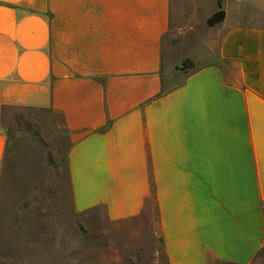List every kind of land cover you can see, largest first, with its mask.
Segmentation results:
<instances>
[{"label": "crops", "instance_id": "crops-1", "mask_svg": "<svg viewBox=\"0 0 264 264\" xmlns=\"http://www.w3.org/2000/svg\"><path fill=\"white\" fill-rule=\"evenodd\" d=\"M174 19L171 0H0V178L6 113L53 111L75 213L120 223L153 206L156 264H252L264 247V25L226 12L217 60L186 72L164 49Z\"/></svg>", "mask_w": 264, "mask_h": 264}, {"label": "rangeland", "instance_id": "rangeland-1", "mask_svg": "<svg viewBox=\"0 0 264 264\" xmlns=\"http://www.w3.org/2000/svg\"><path fill=\"white\" fill-rule=\"evenodd\" d=\"M171 1L175 28L165 38L164 49L174 71L189 72L217 60L218 27L208 25L207 19L219 2L231 18L264 25V0ZM221 65L228 72L234 69L229 63ZM4 129L8 144L0 178L2 264H156L153 206L142 217L120 223L109 222L103 209L74 213L68 139L59 114L14 107L4 116ZM252 264H264V249Z\"/></svg>", "mask_w": 264, "mask_h": 264}, {"label": "trees", "instance_id": "trees-1", "mask_svg": "<svg viewBox=\"0 0 264 264\" xmlns=\"http://www.w3.org/2000/svg\"><path fill=\"white\" fill-rule=\"evenodd\" d=\"M225 18H226V11H225V9L223 8L221 2H219L218 10L215 11L211 16H209V18L207 19V23H208V25H210V26H215V25H217V24L223 22V21L225 20ZM4 159H5V157H4ZM74 213H75V212H74ZM75 214H76V215H80V214H77V213H75ZM263 249H264V247L262 248V250H263ZM262 250H260V252H261ZM260 252H259V253H260ZM259 253H258V254H259ZM257 256H258V255H257ZM257 256H256V257H257ZM218 262H220V261L215 260V261H214V264H216V263H218ZM223 263H226V262H223ZM226 264H232V263H226Z\"/></svg>", "mask_w": 264, "mask_h": 264}]
</instances>
